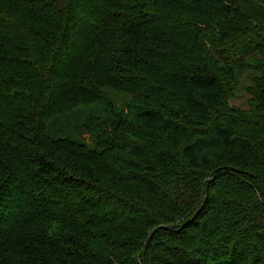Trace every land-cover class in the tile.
Here are the masks:
<instances>
[{
  "label": "trees",
  "instance_id": "trees-1",
  "mask_svg": "<svg viewBox=\"0 0 264 264\" xmlns=\"http://www.w3.org/2000/svg\"><path fill=\"white\" fill-rule=\"evenodd\" d=\"M0 264H264V0H0Z\"/></svg>",
  "mask_w": 264,
  "mask_h": 264
},
{
  "label": "rangeland",
  "instance_id": "rangeland-1",
  "mask_svg": "<svg viewBox=\"0 0 264 264\" xmlns=\"http://www.w3.org/2000/svg\"><path fill=\"white\" fill-rule=\"evenodd\" d=\"M249 84L250 76L248 71H245L238 78L234 90V96L230 99L231 104L241 107H246L248 105L249 92L247 91V88Z\"/></svg>",
  "mask_w": 264,
  "mask_h": 264
}]
</instances>
